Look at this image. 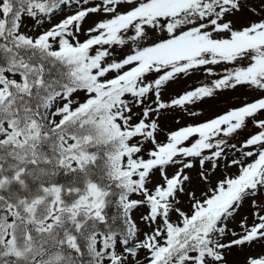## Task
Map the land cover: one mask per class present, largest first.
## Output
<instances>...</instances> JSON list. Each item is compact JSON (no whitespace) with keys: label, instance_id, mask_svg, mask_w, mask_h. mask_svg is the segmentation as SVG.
I'll use <instances>...</instances> for the list:
<instances>
[{"label":"snow or ice","instance_id":"1","mask_svg":"<svg viewBox=\"0 0 264 264\" xmlns=\"http://www.w3.org/2000/svg\"><path fill=\"white\" fill-rule=\"evenodd\" d=\"M0 264H264V0H0Z\"/></svg>","mask_w":264,"mask_h":264},{"label":"rangeland","instance_id":"2","mask_svg":"<svg viewBox=\"0 0 264 264\" xmlns=\"http://www.w3.org/2000/svg\"><path fill=\"white\" fill-rule=\"evenodd\" d=\"M167 123V121H165Z\"/></svg>","mask_w":264,"mask_h":264}]
</instances>
